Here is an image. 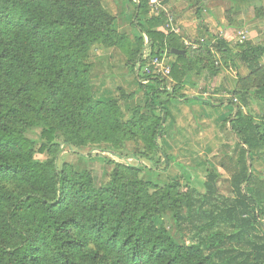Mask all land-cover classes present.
I'll list each match as a JSON object with an SVG mask.
<instances>
[{"label":"trees","instance_id":"obj_1","mask_svg":"<svg viewBox=\"0 0 264 264\" xmlns=\"http://www.w3.org/2000/svg\"><path fill=\"white\" fill-rule=\"evenodd\" d=\"M102 1L0 0V264H264V175L250 166L264 156V113L258 119L234 106L228 120L236 138L227 168L233 196L219 193L214 171L200 194L183 193L177 183L145 182L138 166L116 164L109 188L97 187L89 170L58 166L62 145L107 144L119 154L130 142L144 146L134 159L151 160L156 152L168 165L161 145L168 106L187 101L179 93L190 73L218 75L208 46L190 52L176 35L156 32L167 23L164 12L142 23L150 0H137L133 28L147 36L154 57L176 58L172 89L169 78L142 77L144 49L132 50ZM137 44L143 48V39ZM93 45L127 54L145 94L129 122L121 120L119 99L104 102L92 91L86 60ZM214 49L225 66L235 56L251 72L232 92L242 105L253 97L264 102V43L232 47L217 39ZM221 103L205 101L214 108ZM31 129L41 130L39 144L27 137ZM37 154L50 158L42 162ZM169 213L183 234L199 241L182 245L163 222L157 226Z\"/></svg>","mask_w":264,"mask_h":264},{"label":"crops","instance_id":"obj_2","mask_svg":"<svg viewBox=\"0 0 264 264\" xmlns=\"http://www.w3.org/2000/svg\"><path fill=\"white\" fill-rule=\"evenodd\" d=\"M162 3L163 9L161 12L165 13L167 23L156 27L155 31L163 32L166 35H176L178 43L190 52L202 46H208V49H211L217 56L214 49L217 39L225 40L230 46H232L231 43L233 41L236 43L238 41L239 43L243 36L246 38L245 42L258 43V41L262 40L257 38L262 34V32L260 33L262 28L258 25L260 18H257V10H259V2L257 0H162ZM102 4L116 19L115 27L117 31L127 34L130 42H132L133 51L138 52L140 49L147 47V36L132 26L137 0H103ZM160 13H155L150 7L148 16L141 18L142 23H145L147 19L159 16ZM246 26H249V29ZM254 33L257 36L253 38ZM138 38L143 39V48H139L137 44ZM96 47H99V45H93L90 51L95 50ZM103 49L104 55L108 54L111 56L114 52L115 55L119 53H117L118 49L115 48ZM232 59L233 62L229 63V66L222 65L225 69H220L218 74L220 79L225 81L227 90L231 93L238 87L240 79L245 80L251 76V72L244 64L235 56H232ZM175 63L176 58L169 55V66L171 69ZM262 64L264 65V61ZM128 69L125 84L127 85V91L131 94L134 93L136 97L128 100V103L134 106L131 109V113L128 114L127 121L124 122H129L133 119V110L140 102H138V98L144 97V94L140 92L139 84L131 76L130 70L132 69ZM94 71L91 70L90 81L92 91L96 97L104 102L117 99L114 90L109 89L110 79L106 80L103 75L94 74ZM207 73V71H204L202 75H198L196 72L190 73L185 80L183 90L179 93L185 96L187 101L173 102L168 106L171 119L167 121L166 134L162 141L166 143L169 149L172 148V152L175 154L178 152L179 154L190 153L197 134H200L205 145H207L204 151L213 143H217L213 138L222 137L219 130L221 124L236 112L234 109L225 110L223 107L214 108L206 105L205 101H208V99H202L194 95L202 84V76L204 74V76L209 75ZM168 83L170 90L175 85V82L169 78ZM226 94L221 96L228 98L229 96ZM252 99L257 100L254 97ZM259 103L262 104L263 109L264 102L260 100L254 102L255 105ZM263 113L264 111L261 112V114ZM155 115L159 116L160 113L157 111ZM202 128L206 130L203 134L201 133L204 130Z\"/></svg>","mask_w":264,"mask_h":264},{"label":"rangeland","instance_id":"obj_3","mask_svg":"<svg viewBox=\"0 0 264 264\" xmlns=\"http://www.w3.org/2000/svg\"><path fill=\"white\" fill-rule=\"evenodd\" d=\"M257 2H259L257 18H260V22L258 23V25L260 28H262V30L260 31V33L262 32V34H260L261 36L257 38L258 40L260 38L262 39L258 41V43H264V1L257 0ZM246 27L247 29H249V26ZM254 36H257L256 33L253 34V38ZM240 41L239 43H241ZM237 43L233 41L231 44L232 46H235ZM103 48L105 47L99 45V47H96L95 50L90 51L89 57L86 62L87 64H91V70H95L94 74L98 73L101 74V76L103 75V77H105L104 79H110L109 81H111V84L108 85L109 89L114 90L117 99L120 100L119 105L122 114L121 120L127 121L128 114L131 113V109L134 106L131 105V103H128L127 100L128 95H131V93L127 91V85L125 84V81H127V70H129L128 68H130L127 65V54L123 53L118 48H115L118 49V54L115 55L114 52V54L111 56L108 54L104 55L105 52ZM232 62L233 59H231L229 63ZM222 65L225 66L222 55L220 53H217V56H215L214 66L218 70V74L220 69H225V67H222ZM130 72L131 76L135 78L132 70H130ZM207 74L209 75L202 76V84L199 89L195 91V96H198L202 99H208L216 103L232 102L233 104L221 103L218 108L223 107V109L225 110H236L237 108L235 107H238L242 108V110L248 115H251L258 119L261 117V112L264 111V107L262 109L261 103L256 105L254 104V102H257L258 100L252 99L250 100V105L248 107L243 106L238 97H235L231 92H228L227 84L225 83V81H223V79H220L218 75L213 77L209 72ZM141 76H145V73L142 72ZM145 84L147 86L150 83L148 82ZM122 85H124V87H122ZM225 91L227 94L225 93ZM140 92L144 94L143 90H141ZM225 94L229 97L227 98L221 96ZM135 97L136 95H134V98ZM144 97H139L138 102H143ZM225 105L227 106L225 107ZM231 117L232 115L230 116V118ZM230 118L223 121L219 128L222 137L213 138V140L217 143H213L210 147H208V151L207 149L204 151L205 146L207 147V145H205V142L200 137V134H197V138L195 139V143L192 144V150L190 151V153L179 154L178 152L177 154H175L174 152H172V148L169 149L166 143L161 141L162 147L170 157V162L168 165L166 164V162H164V159L161 157V155L156 152L150 154V157L152 158L151 160H148L147 158L134 159L132 157L133 154L135 152H142L144 146L142 143L135 144L134 142H130L126 144L124 150L119 154L115 152L113 147L107 144L88 146L85 148H71L66 145H62L58 157V166L62 167L64 164H69L77 171H91V173L94 175L96 186L101 188H109L111 186V175L116 164L138 166L142 170L140 178L145 182H150L159 188H164L172 183H177L181 186L180 190L183 193H187L190 190H195L200 194L205 193L203 184L206 180L208 172L214 171L219 175L216 184L219 193L224 196H233L232 189L230 187L231 173L229 172V170H227V168L230 167L231 164L228 155L232 154L234 150L236 138L230 132L228 127V120ZM204 132H206L205 129L202 130L201 133L203 134ZM40 136V129H31L27 132V137L37 142L38 144ZM38 148L39 146L37 147V149ZM233 157L235 158L236 154H234ZM49 158L50 157L48 154L36 155V159L42 162H45ZM250 166L252 168V171L256 175L263 176L264 156L261 154L250 159ZM260 210L262 213H264V205H262ZM162 222L171 232L178 243L186 246H191L197 243V240L199 241V238L196 235L194 236L193 234L187 233L186 235L183 234L177 227L170 213L164 215L163 219H161L160 221L158 219L155 220L157 226H160Z\"/></svg>","mask_w":264,"mask_h":264},{"label":"built area","instance_id":"obj_4","mask_svg":"<svg viewBox=\"0 0 264 264\" xmlns=\"http://www.w3.org/2000/svg\"><path fill=\"white\" fill-rule=\"evenodd\" d=\"M162 4V0H150L149 3L150 7L155 13H159L163 9ZM245 40L246 38L245 36H243L240 42L243 43ZM152 54V48L147 45L143 53V61L146 62V66L143 71L145 75H159L165 78H169L171 68L169 66L168 54L166 53L162 56L157 57H154Z\"/></svg>","mask_w":264,"mask_h":264},{"label":"water","instance_id":"obj_5","mask_svg":"<svg viewBox=\"0 0 264 264\" xmlns=\"http://www.w3.org/2000/svg\"><path fill=\"white\" fill-rule=\"evenodd\" d=\"M173 55H185L186 52L182 50H172Z\"/></svg>","mask_w":264,"mask_h":264}]
</instances>
